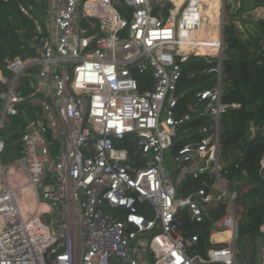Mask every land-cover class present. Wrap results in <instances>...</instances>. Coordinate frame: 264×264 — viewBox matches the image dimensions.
<instances>
[{
	"label": "built area",
	"instance_id": "2783aa9c",
	"mask_svg": "<svg viewBox=\"0 0 264 264\" xmlns=\"http://www.w3.org/2000/svg\"><path fill=\"white\" fill-rule=\"evenodd\" d=\"M163 3L47 0L38 54L9 59V77L0 69V264H237V193L227 187L220 156L230 107L223 101L225 25L213 50L182 52L200 43L202 2L186 0L168 16ZM193 56L212 63L205 72L213 82L180 91ZM24 79L30 95L20 89ZM25 101L40 112L22 130V155L9 167L2 130ZM129 137L137 163L119 146ZM188 177L212 179L218 193L180 195ZM222 200L228 246L191 255L198 236L180 231L181 213L202 220ZM141 203L153 207V218L139 213Z\"/></svg>",
	"mask_w": 264,
	"mask_h": 264
},
{
	"label": "trees",
	"instance_id": "16d2710c",
	"mask_svg": "<svg viewBox=\"0 0 264 264\" xmlns=\"http://www.w3.org/2000/svg\"><path fill=\"white\" fill-rule=\"evenodd\" d=\"M174 1L181 8L186 0ZM201 2L202 9L211 3L206 16L216 18L220 14L221 0ZM256 5L264 6V0H242V7L237 9L238 14L225 26L223 101L230 107L223 116L220 156L228 179V189L237 193L235 202L239 236L250 234L254 240L264 242V231L261 229L264 224V172L261 163L264 158V20L242 18L246 7ZM158 8L168 16L174 5L165 2ZM46 17L47 0H0V69L5 76H11L7 68L9 59L17 56L29 58L38 54L39 27L44 34L47 33ZM239 21L242 24H238ZM211 64L202 56L191 57L187 66L192 72L183 77L179 90L195 91L210 86L214 75L205 70ZM23 81L20 89L23 94L30 95L32 89L25 79ZM3 88L5 85L0 80V91ZM184 102L185 99H182V104ZM18 107V113L9 117L2 130V136L10 135L4 153L11 161L22 155L21 132L29 122L38 118L40 112V107L29 101ZM204 123L206 121L201 120L193 126ZM119 146L129 150L134 163L139 161L135 140L126 138ZM212 181L207 177H188L181 183L179 194L188 196L201 188L218 193L212 187ZM139 213L147 218L155 216L153 207L147 203L140 204ZM117 214L124 218L126 212L118 209ZM228 216L227 204L223 200L211 203L202 220L194 219L188 211L181 213L180 231L186 239L198 236V241L189 247V253L207 257L211 248L228 246V242H217L212 237L214 233L227 229L224 222ZM251 257V264L259 263L256 255Z\"/></svg>",
	"mask_w": 264,
	"mask_h": 264
},
{
	"label": "rangeland",
	"instance_id": "374dc122",
	"mask_svg": "<svg viewBox=\"0 0 264 264\" xmlns=\"http://www.w3.org/2000/svg\"><path fill=\"white\" fill-rule=\"evenodd\" d=\"M164 2H171L174 5L173 11L176 9L177 5L174 0H163ZM179 1V0H178ZM206 7V6H205ZM242 7V0H222V5L220 8V14L217 16V22L222 23L226 26L230 22L233 16H236L237 9ZM242 18L246 20L259 21L264 20V6H248L242 14ZM49 16L46 17V23L49 22ZM238 24H242V21H239ZM248 25V24H247ZM9 134L1 137V142L5 144V149L7 142L9 141ZM3 163L11 167V164L14 161H11L7 158L6 153H2ZM9 169V168H8ZM18 171V169H15ZM17 176V174H16ZM20 177V175H18ZM228 187V183H227ZM236 245L239 250L237 255L238 264H251V255L258 257L259 252L261 251L263 241L254 240L250 234L245 236H238L236 240Z\"/></svg>",
	"mask_w": 264,
	"mask_h": 264
},
{
	"label": "bare ground",
	"instance_id": "6f19581e",
	"mask_svg": "<svg viewBox=\"0 0 264 264\" xmlns=\"http://www.w3.org/2000/svg\"><path fill=\"white\" fill-rule=\"evenodd\" d=\"M178 1V0H176ZM222 1V0H221ZM208 7V6H206ZM179 7H176L174 10V13H177L179 11ZM217 17H209L206 15H203V22H202V28L200 31V43L198 46H187L183 47L181 50L182 52L188 53L191 51H196L198 54H205V52H208L211 50L216 44L219 39V32H220V24L217 22ZM232 232L227 231L224 233H221L217 235L219 238H231Z\"/></svg>",
	"mask_w": 264,
	"mask_h": 264
},
{
	"label": "crops",
	"instance_id": "0c3cea01",
	"mask_svg": "<svg viewBox=\"0 0 264 264\" xmlns=\"http://www.w3.org/2000/svg\"><path fill=\"white\" fill-rule=\"evenodd\" d=\"M210 5H211V3L209 4V6L208 7H204L203 9H202V13H203V15H205L206 14V11L208 10V8L210 7ZM262 170H263V172H264V158L262 159ZM224 232H226V231H219V232H216V233H214L213 234V239L215 240V241H217V242H220V241H226V242H229V239L228 238H219V237H217V235L218 234H220V233H224ZM238 249V248H237ZM238 252H239V250H238ZM261 252V251H260ZM260 252H259V254H258V257H257V259H258V262L260 261ZM251 260H252V257H251ZM237 264H238V261H237Z\"/></svg>",
	"mask_w": 264,
	"mask_h": 264
}]
</instances>
